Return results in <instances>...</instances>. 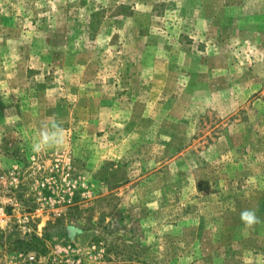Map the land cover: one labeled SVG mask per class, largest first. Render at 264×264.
Segmentation results:
<instances>
[{"label": "rangeland", "instance_id": "rangeland-1", "mask_svg": "<svg viewBox=\"0 0 264 264\" xmlns=\"http://www.w3.org/2000/svg\"><path fill=\"white\" fill-rule=\"evenodd\" d=\"M0 264H264V0H0Z\"/></svg>", "mask_w": 264, "mask_h": 264}, {"label": "clouds", "instance_id": "clouds-1", "mask_svg": "<svg viewBox=\"0 0 264 264\" xmlns=\"http://www.w3.org/2000/svg\"><path fill=\"white\" fill-rule=\"evenodd\" d=\"M64 130L56 125L49 130L45 126L39 133V139L33 144V151L41 152L45 148L52 146H61L64 143ZM240 219L246 228H252L260 222L256 212L251 209H245L240 213Z\"/></svg>", "mask_w": 264, "mask_h": 264}, {"label": "built area", "instance_id": "built-area-1", "mask_svg": "<svg viewBox=\"0 0 264 264\" xmlns=\"http://www.w3.org/2000/svg\"><path fill=\"white\" fill-rule=\"evenodd\" d=\"M44 185H42V187H43Z\"/></svg>", "mask_w": 264, "mask_h": 264}]
</instances>
